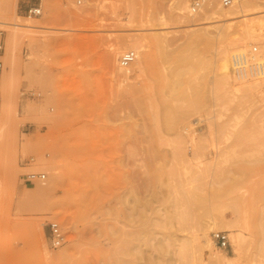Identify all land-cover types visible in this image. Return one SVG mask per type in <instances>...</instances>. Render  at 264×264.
<instances>
[{
    "label": "rangeland",
    "instance_id": "obj_1",
    "mask_svg": "<svg viewBox=\"0 0 264 264\" xmlns=\"http://www.w3.org/2000/svg\"><path fill=\"white\" fill-rule=\"evenodd\" d=\"M23 1L0 0V264H264V78L237 93L221 68L251 30L243 63L264 55V0L201 25L174 0H45L32 18Z\"/></svg>",
    "mask_w": 264,
    "mask_h": 264
},
{
    "label": "bare ground",
    "instance_id": "obj_2",
    "mask_svg": "<svg viewBox=\"0 0 264 264\" xmlns=\"http://www.w3.org/2000/svg\"><path fill=\"white\" fill-rule=\"evenodd\" d=\"M238 0H236L234 2L233 5L231 6H227V7H223L222 4H221V0H220V4L221 6H219L218 4V1L217 0H207L204 7L198 12V13H191L190 11V6H188V0H174L172 2V7L168 9V13L170 14V17L175 20V21H178V22H189L191 21L188 16H187V12L190 13V16H194L193 17V25H201V24H205V23H212V22H218V21H223V20H230L232 18H235V15L237 13H239L240 11L243 12V15H248L247 13H245L248 8V0H242L241 1V4L239 3V6H237V3ZM217 3V4H216ZM46 4V3H45ZM250 5V4H249ZM189 7V8H188ZM44 8H45V5H44ZM189 11H188V10ZM260 12V10H258ZM264 12V11H263ZM242 15V16H243ZM253 15V14H252ZM258 19V18H257ZM264 19V18H263ZM262 24L264 22V20H262ZM260 23V20L258 19V21ZM257 23V24H259ZM9 24H13L16 28L21 26L20 23H9ZM23 25V24H22ZM264 25V24H263ZM262 25V27H263ZM30 26V25H28ZM254 26V25H253ZM261 27V28H262ZM256 29V28H255ZM250 30V29H249ZM248 31V30H247ZM16 32V31H14ZM13 32V33H14ZM11 33V32H10ZM209 34V29L205 28V29H201V32L198 34L200 37H202V35H205V34ZM18 34V32H17ZM10 35V34H9ZM264 35V34H263ZM262 36L260 35V32H256L254 30H251V31H248L247 34L245 35V38L248 39L249 41L251 40H255V39H258L259 40V37ZM18 36H16L15 34L12 35L10 41H13L12 44L14 45L15 41H17ZM199 38V37H198ZM240 39L236 44H235V47L234 49L232 50V53L229 55V57L227 58V64L226 66H221L222 70H224L225 72V68H228L229 67V64L233 67V65H235L234 67V71H233V76L235 78V80L237 81H240V82H237L238 84H234L233 87H234V90L238 93V92H253V91H257L259 88V85L254 81L256 78L258 79V77L261 75L260 78H264V71H263V74H260L256 77H248V78H244V79H239L236 77L235 75V69L238 67V66H241L243 64H246L249 60V54H248V60L243 63V55H242V45H244L245 40L246 39ZM154 39L156 40V42L161 46V47H166L168 44H167V40L163 37V36H160V35H157L154 37ZM200 39V38H199ZM261 39V38H260ZM233 44V45H234ZM257 46V45H256ZM232 47V48H233ZM258 47V46H257ZM168 51V50H167ZM250 52V50H249ZM258 54L256 55V58L258 59L259 63L260 62V59L263 60L264 62V55H262V53L259 52V49H258ZM168 53V52H167ZM172 53V52H171ZM174 53V52H173ZM140 55V53H139ZM146 57V55H145ZM144 57V58H145ZM140 58V57H139ZM143 58V59H144ZM165 58V57H164ZM136 59V58H135ZM182 60V58H181ZM198 61V60H197ZM226 61V60H225ZM226 63V62H225ZM188 65V64H186ZM228 65V67H227ZM261 65V64H260ZM188 67V66H187ZM198 68V67H197ZM179 70V69H177ZM227 70V69H226ZM182 71V70H180ZM180 71H178V73H180ZM192 71V69H191ZM176 72V71H175ZM223 72V71H222ZM192 73V72H191ZM183 75V74H182ZM178 78V77H177ZM189 78V77H188ZM173 79V78H172ZM230 79V78H229ZM225 82L222 84L221 88L224 87L225 88V85L229 84L228 81H226V79H224ZM234 80V81H235ZM174 81V79H173ZM165 82V81H164ZM178 86V85H177ZM230 89V88H229ZM219 90V89H218ZM221 93V92H220ZM258 96V95H257ZM191 104V109H194L196 106H197V102L194 101L192 102ZM221 222V220H220ZM217 223V220L216 222H213L212 224H210L209 226H213L214 228H220V226L216 225ZM204 230L207 231L208 230V227L206 225V227H204ZM206 233V232H205ZM184 252V251H183ZM217 258V257H216Z\"/></svg>",
    "mask_w": 264,
    "mask_h": 264
},
{
    "label": "built area",
    "instance_id": "obj_3",
    "mask_svg": "<svg viewBox=\"0 0 264 264\" xmlns=\"http://www.w3.org/2000/svg\"><path fill=\"white\" fill-rule=\"evenodd\" d=\"M82 0H77V3H81ZM207 0H192L190 4V12L195 14L198 13L205 5ZM236 0H221L223 7L231 6ZM24 10L25 15L29 18L38 17L42 15L45 0H24ZM3 51V45L0 39V53ZM258 47L253 45L249 52V60L246 64L238 66L235 69V75L239 79H244L248 77H256L261 74V65L256 58L258 54ZM136 58V53L134 50L125 51L119 59V64L121 67H128ZM3 68V62L0 60V79L1 72ZM26 180L29 182L43 181L46 178L45 173L41 172H31L27 173L25 176ZM49 228V239L50 244L53 248H58L65 242V234L61 228L60 223L57 220H51L48 222ZM212 237L216 243L221 248H226L230 244L229 234L226 231H214Z\"/></svg>",
    "mask_w": 264,
    "mask_h": 264
}]
</instances>
